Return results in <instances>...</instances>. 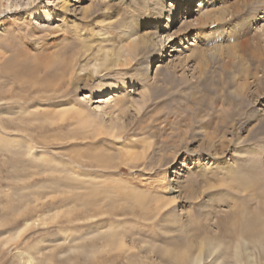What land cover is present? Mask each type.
<instances>
[{
	"label": "rangeland",
	"instance_id": "374dc122",
	"mask_svg": "<svg viewBox=\"0 0 264 264\" xmlns=\"http://www.w3.org/2000/svg\"><path fill=\"white\" fill-rule=\"evenodd\" d=\"M179 3L0 1V89L31 96L0 102V264H177L187 236L204 242L187 264H264V0ZM34 78L50 91L25 90ZM63 175L73 191L49 190ZM144 193L172 202L136 216Z\"/></svg>",
	"mask_w": 264,
	"mask_h": 264
},
{
	"label": "bare ground",
	"instance_id": "6f19581e",
	"mask_svg": "<svg viewBox=\"0 0 264 264\" xmlns=\"http://www.w3.org/2000/svg\"><path fill=\"white\" fill-rule=\"evenodd\" d=\"M1 1V0H0ZM212 1V0H211ZM182 2L183 3H187L188 4V6H187V8H186V10H189V7L191 6V4H192V0H180V3L179 4H182ZM203 6H206V3H204L203 4V2L202 1H200L198 4H197V8H198V10L200 9V11L199 12H201L202 11V15L205 17V18H209V14L205 11L204 12V7ZM36 13V12H35ZM37 14V13H36ZM170 21V20H169ZM168 21V22H169ZM204 21V20H203ZM202 22V20L201 19H199V23H201ZM16 28V27H15ZM18 31V33H28V32H26V31H28V30H25L24 31V29H18L17 30ZM31 32V31H30ZM7 35H9V34H6V36ZM21 35V38L23 37V34H20ZM32 33L31 34H29L28 36H31L32 37ZM34 36V35H33ZM20 37V36H19ZM23 39V38H22ZM130 46H131V44L129 43L128 44V48L127 49H129L130 48ZM25 51V50H24ZM67 54H61V56L57 59V61L58 62H60V64L58 65V66H60V67H64V68H66V67H68V60H67V56H66ZM2 55H0V58H2L1 57ZM4 56V55H3ZM6 57V56H5ZM35 58V57H34ZM229 58H231V57H229ZM2 59H4V58H2ZM26 59V58H25ZM234 59H236L235 57H234ZM234 59H229V60H234ZM36 60V59H35ZM30 61V60H29ZM34 61V59L32 60V63H34L33 62ZM38 61H41V60H38ZM37 61V62H38ZM107 61V60H106ZM243 61V60H242ZM147 62V61H146ZM1 63V62H0ZM131 62H130V59H126L125 60V63H122L121 65L124 67V66H128L129 64H130ZM224 63H226V62H224ZM229 63V62H228ZM51 64H55V60L53 61V60H48V61H45L44 62V65H42V66H36V67H34V68H32V67H30V69L33 71V74H37L38 72V70H40V69H44V70H49V68H50V66H51ZM246 63H243V65L244 66H247L248 67V65L246 64ZM217 65H219V64H217ZM228 65H230V64H228ZM231 65H233V64H231ZM3 66V65H2ZM57 66V65H56ZM205 66V65H204ZM233 67H234V65H233ZM56 68H58V67H56ZM69 68V67H68ZM67 68V69H68ZM205 68H206V66H205ZM229 68H231V66L229 67ZM243 68H245V67H243ZM20 70H21V74L20 73H18L17 71H16V68L14 69L13 68V63H12V61L11 60H9L5 65H4V67H3V69H2V71L6 74V72H11L12 73V75L15 77V79H17L18 78V80H20L21 79V75H22V73H24V70L23 69H21V68H19ZM235 69V68H234ZM239 69H240V67H239ZM54 70V69H53ZM61 68H60V70H59V72H61ZM19 71V70H18ZM57 71H58V69H57ZM64 71V70H63ZM52 72H54V71H52ZM241 72V71H240ZM44 73V72H43ZM65 73V72H64ZM254 73V72H253ZM32 74V73H31ZM60 74V73H59ZM7 75V74H6ZM25 75V74H24ZM48 75V74H47ZM50 75V74H49ZM247 75V74H246ZM48 77H50V76H48ZM57 77V76H56ZM222 77V76H221ZM247 77V76H246ZM12 78V77H11ZM10 79V78H9ZM14 79V81H16ZM208 79V78H207ZM241 79V78H240ZM258 79V78H257ZM55 80V79H54ZM59 80V79H58ZM223 80V79H222ZM250 80V79H249ZM43 81H45V80H43ZM46 82V81H45ZM232 82V81H231ZM240 82V81H239ZM245 82H247V81H245ZM245 82L244 83H242V84H238L237 83V91H239L240 92V94L241 93H243V95L245 94L244 92H245V90L247 89V86H246V89H244V87H245ZM256 81L254 80V83H255ZM234 83V82H233ZM229 84V83H228ZM235 84V83H234ZM233 84V85H234ZM51 85V84H50ZM248 85V84H247ZM257 85V84H256ZM4 86L6 87L4 90H3V88H4ZM207 86H209V85H207ZM227 87H229L228 85H226ZM48 87V86H47ZM46 87V84L44 83V82H42L41 80H39V79H36V78H34L29 84H27V85H25V90H29V91H33V92H35V94H39V93H48L49 91H50V89H48ZM251 87H252V85H251ZM8 88V84H5V85H2V88L0 89V90H2V92L0 91V102H2V101H5V104L6 105H14V104H18V105H21V104H26V102L25 101H23V100H25V99H29V98H25V97H23V99H17V100H15V98H17L16 96H14L13 95V92L11 91V89L9 88V89H7ZM219 88V87H218ZM257 88H259L258 86H257ZM220 89V88H219ZM102 90V93H104L105 91H106V87H104V88H102L101 89ZM205 90V92L207 91L206 89H204ZM243 90V91H242ZM264 90V89H263ZM52 91H53V88H52ZM218 91V90H217ZM217 91H216V93H217ZM236 91V92H237ZM259 91V90H258ZM261 91V90H260ZM259 91V92H260ZM32 92V93H33ZM210 92H212V91H210ZM222 92V91H221ZM209 93V92H208ZM218 93H220V92H218ZM232 93V92H231ZM238 93V92H237ZM255 93H257V92H255ZM4 95V97L2 96V95ZM15 94V93H14ZM34 94V93H33ZM233 94H235V93H233ZM240 94H238V95H240ZM246 94H247V91H246ZM258 94V93H257ZM256 94V95H257ZM26 95V94H25ZM222 95V94H221ZM242 95V94H241ZM232 96V95H231ZM247 96V95H246ZM245 95H244V97H246ZM243 97V98H244ZM14 98V99H13ZM19 98H20V96H19ZM42 98V100L44 99V100H46V101H48L49 99H50V97H48V96H45V97H41ZM223 98H224V96H223ZM240 98V97H239ZM215 99V98H214ZM247 100V99H246ZM249 100V99H248ZM247 100V101H248ZM33 100H30V102L29 103H31ZM215 101V100H214ZM219 101V100H218ZM244 101V100H243ZM49 102V101H48ZM205 102V101H204ZM227 102H228V100H227ZM4 103V102H3ZM28 103V104H29ZM203 103V102H202ZM2 106H3V104H2ZM204 106V105H203ZM237 106H240V108L241 107H244V104L241 102H238L237 103ZM217 107V106H216ZM228 107V106H227ZM232 107V106H231ZM5 108H9V107H5ZM220 108H221V106H220ZM222 110H223V108H222ZM224 113V112H223ZM230 116V115H229ZM72 117H75V113L74 112H72ZM80 119H81V117H80ZM211 123H212V121H211ZM224 124V123H223ZM214 129V128H213ZM21 130H22V128H21ZM236 135V134H235ZM211 138H213L212 136H211ZM250 144V143H249ZM250 149V148H249ZM28 151H29V153H31L32 152V148L31 147H29L28 148ZM20 164V163H19ZM11 165V164H10ZM33 165V164H32ZM27 173V172H26ZM70 174H78L77 172H69ZM14 175V174H13ZM22 175V174H21ZM24 175H25V173H24ZM33 177V176H41V173H39V172H34L33 174H26L25 176H23L24 177V181L23 182H20V183H23L22 184V186H20L21 188L20 189H22V190H31V191H28V192H26V193H22L21 195L23 196V199H25V200H29V203H31L32 201L30 200L33 196L35 197L36 196V194H38L40 191H42V190H40V188H43L44 187V184L45 183H41V184H34V185H32L31 183L30 184H26L28 181H30L29 179H27L26 177H28V178H30V177ZM11 178V177H10ZM21 179V178H20ZM46 180H48L49 181V186H48V188H49V190L51 189V191L52 190H54V191H56V192H68V193H71L72 191H73V187H72V182H73V178H71L70 176H67V175H63V176H48V177H46L45 178ZM12 180V179H11ZM23 180V179H22ZM41 180V179H40ZM43 180V179H42ZM19 180H17V182H18ZM40 182V181H39ZM35 183H38V182H35ZM63 186H65L66 187V189L63 187ZM218 186V185H217ZM151 187V186H150ZM157 189H159V190H161V192H162V190L164 189V185L160 182V185L158 186V187H156ZM243 189H245L244 191H246V189H247V187L245 188V187H243ZM35 193H34V192ZM33 193V194H32ZM24 194V195H23ZM61 194V193H60ZM132 195V194H131ZM138 195V196H137ZM140 195V196H139ZM142 195V196H141ZM44 196V195H43ZM75 196V195H74ZM92 196L93 197H95L96 196V193L95 192H93L92 193ZM140 197V199L138 200V201H136L138 198ZM136 196H135V198H134V195L133 196H131V197H133V199H135V206L138 208V211L136 212V216H141V213H143L144 211H145V206H146V208H147V210H146V215L147 214H152L154 211H157V213L160 211V209L162 208L163 209V207L164 206H166L167 204H169V203H171L172 201H170V200H164V199H162V198H158V200H156V202H155V209H153V208H150V207H148L147 205H146V196H145V193L144 194H136ZM63 197V196H62ZM132 199V201H134ZM156 199V198H155ZM54 200V199H53ZM65 201V200H64ZM143 201H145V202H143ZM59 202V201H58ZM28 203V204H29ZM64 203V202H63ZM27 204V205H28ZM26 205V206H27ZM57 205V204H56ZM132 205H134V204H132ZM154 205V204H153ZM170 205V204H169ZM26 208V207H25ZM18 209V208H17ZM17 209H13V208H11L10 209V211L12 212V214L13 213H15V211L17 210ZM243 210V209H242ZM19 211V210H18ZM162 211V210H161ZM196 211V210H195ZM9 212V211H8ZM17 212V211H16ZM165 212V211H164ZM20 213H22V212H20ZM20 213H17L18 215L20 214ZM261 213V212H260ZM145 215V214H144ZM23 216L24 217H26V214H23ZM8 217V216H7ZM144 217V216H143ZM163 217V216H162ZM29 218V217H28ZM28 218H25L24 219V224H25V226H24V229H26L27 227H29L30 226V224L31 223H28ZM11 220V219H10ZM136 220V219H135ZM178 222V221H177ZM181 222V221H180ZM183 222V221H182ZM175 223V222H174ZM217 223V222H216ZM176 224V223H175ZM180 224V223H179ZM231 224H233L232 222H231ZM145 225V224H144ZM183 225V224H182ZM181 225V226H182ZM178 226V225H177ZM184 226V225H183ZM217 226V225H216ZM178 227H180V226H178ZM181 228V227H180ZM184 229L186 228H189V227H186V225H185V227H183ZM182 228V229H183ZM219 228V227H218ZM179 229V228H178ZM196 229H198V228H196ZM199 229H200V227H199ZM230 229L231 230H233V228H231L230 227ZM180 230V229H179ZM188 230V229H187ZM188 231H190V230H188ZM187 231V232H188ZM226 231V230H225ZM186 232V231H185ZM198 232V231H197ZM227 232V231H226ZM252 230L251 229H247V230H242L241 228H239V227H237V229L236 230H234V233L236 234L235 236H237L236 238H238L239 236H247V235H251L252 233ZM181 233H182V231H181ZM188 233H191V231L190 232H188ZM188 233H187V235H188ZM198 233H200V232H198ZM183 234H185V233H183ZM182 235V234H181ZM186 235V236H187ZM185 235H184V237H186ZM190 238H194V237H192L193 235H192V233L190 234ZM219 236V235H218ZM217 236V237H218ZM182 238V237H181ZM218 238H221L220 236L218 237ZM185 239H187V244H188V242H189V244H191V243H193V242H191L192 240L190 239L189 240V237L187 236V238H185ZM195 241V240H194ZM191 242V243H190ZM188 244V245H189ZM194 244V243H193ZM185 245V244H184ZM188 245H186V247H184V251H178L179 253H177L176 252V254L174 253V255H173V260L177 263V264H187V260H188V262L190 261V257L187 255V254H189L191 251H190V246H191V248H192V245H190V246H188ZM195 246H196V244H194ZM203 245H204V242L200 239L199 240V244L196 246V248L195 249H198V250H200V247H203ZM195 246H193V247H195ZM233 256H234V258L236 259V260H239V258H238V251H237V245H236V247H235V252H234V254H233ZM27 263H30V264H32L33 263V261H31V257L30 256H28V259H27Z\"/></svg>",
	"mask_w": 264,
	"mask_h": 264
}]
</instances>
